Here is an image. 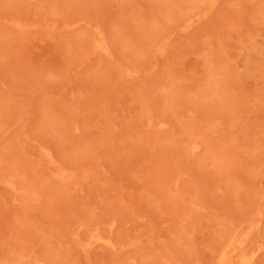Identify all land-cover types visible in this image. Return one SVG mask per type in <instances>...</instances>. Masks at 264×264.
Masks as SVG:
<instances>
[{
	"label": "rangeland",
	"instance_id": "obj_1",
	"mask_svg": "<svg viewBox=\"0 0 264 264\" xmlns=\"http://www.w3.org/2000/svg\"><path fill=\"white\" fill-rule=\"evenodd\" d=\"M263 162L264 0H0V264H253Z\"/></svg>",
	"mask_w": 264,
	"mask_h": 264
},
{
	"label": "bare ground",
	"instance_id": "obj_2",
	"mask_svg": "<svg viewBox=\"0 0 264 264\" xmlns=\"http://www.w3.org/2000/svg\"><path fill=\"white\" fill-rule=\"evenodd\" d=\"M196 1H199V0H196ZM100 47H103V45H101ZM122 64H123V63H122ZM117 70L122 71L124 74H128V73H129V72H128L129 70H128L127 68H125V67L123 68L122 65H120L119 67H117ZM122 72H121V73H122ZM192 102H193V101H192ZM194 102H195V101H194ZM192 104H193V103H192ZM190 110H191V111H194V110H192V109H190ZM196 115H197V114H192L193 117H195ZM179 122H180V121H179ZM182 122H183V121H181V122L179 123V126H180V127H183V130L180 128V130H182V132H180L182 138L180 139V142H178V146H177V149H176L177 152H182V151L185 152V151H186L187 153H186V152H185V153L188 154L189 156H196V155L198 156V155H200L201 151H200V152H195V150L191 149V148L189 147V145H186V146L189 147V148H188L189 151L185 150V149H186V146H184V144H183V141L185 140V138H184V133H185V132H183V131H184V126H183L184 123L182 124ZM180 130H179V131H180ZM182 133H183V135H182ZM182 139H183V140H182ZM181 142H182V143H181ZM179 143H181V144H183V145H180ZM179 145H180V146H179ZM182 149H184V150H182ZM52 163H54V161H52ZM58 165L60 166V164H58ZM56 166H57V164H56ZM261 167L264 168V162H263V166H261ZM261 167H260V168H261ZM261 169H262V168H261ZM261 169H259V172H260ZM68 176H69V174H68V175H67V174L65 175L66 179L68 178ZM256 176L260 178L259 174L256 175ZM256 179L258 180V178H256ZM257 182H258V181H256V183H257ZM259 193H260V192H259ZM192 211H193V210H192ZM188 213L191 214V215L189 214L190 216H192V214H195V213L191 212L190 210H189ZM188 213L186 212V215H188ZM200 213H203V212H199V213H197V214H200ZM189 215H188V216H189ZM195 216H196V215H195ZM212 221H213V224H214V221L218 223V224L216 225L217 229H219V227L222 226V227H220V228H221V231H219L220 229H219V230H217V229H214V230H213V233H214V232L216 233V234H213V237H212L214 241H215L217 238H220V237L222 236V233H220V232H224V233H225V236H226V235H228V234L231 233V230H230V229H231L232 227L235 228L234 226H230V227H231V228H230L228 224H226V223H224V222H222V221L219 222V221L215 220L214 218L212 219ZM221 222H222V223H221ZM223 223H224V224H223ZM215 224H216V223H215ZM215 224H214V225H215ZM219 224H220V225H219ZM221 224H222V225H221ZM225 224H226V226L228 225V226H227L228 229H227L226 226H224ZM218 226H219V227H218ZM222 228H224L225 230L222 229ZM92 230H94V229H92ZM92 230H91V231H92ZM223 230H224V231H223ZM228 232H229V233H228ZM227 233H228V234H227ZM74 234L77 235V236L80 234V232H79V230H78L77 228H75ZM218 234H219V236L217 237ZM220 234H221V235H220ZM215 235H216V236H215ZM230 235H231V234H230ZM236 235H237V236H236ZM236 235H235V238H236V237H239V235H241V234L238 233V231H237ZM225 236H224V237H225ZM249 236H250L249 239H250V238L253 239V238L251 237V235H249ZM214 237H217V238L215 239ZM224 237H222L221 239H222V240L225 239ZM228 237H229V235L226 236V239H228ZM229 238H230V237H229ZM221 239H218V240H221ZM251 239H250V241H251ZM222 240H221V243H222ZM228 240H229V239H228ZM246 240H247V239H246ZM223 241H224V240H223ZM225 241L227 242V240H225ZM225 241H224V244L226 243ZM248 241H249V240H248ZM250 241H249V244L251 243ZM217 242H218V243H217ZM252 242H253V240H252ZM215 244L217 245V244H220V243H219V241L216 240V243H215ZM247 244H248V242H246V244H244V245L247 246V247L245 246L246 249L249 248V247H248L249 244H248V245H247ZM104 246H108V245H104ZM220 246L222 247L223 245H220ZM108 247H109L108 249H110V251H111V250H112V251H115V249H114L112 246H108ZM217 247H218V245H217ZM221 247H220V250H221ZM222 248H223V247H222ZM240 248L243 249V247H240ZM242 249H241V250H242ZM249 249H251V246H250ZM241 250H240V251H241ZM248 251H249V250H248ZM248 251H247V253H248ZM262 251H263V250L260 251V254H262V256H263V255H264V254H263L264 251H263V253H262ZM226 252H227V251H226ZM229 252H230V251H229ZM244 252H245V249H244ZM86 253L89 254V252H85V254H86ZM112 253H113V252H112ZM240 253H241V252H240ZM247 253H246V254H247ZM249 253H251V251H249ZM228 254H229V253H228ZM260 254H259L258 256L255 257V261H256V260H257V261L259 260V262L261 261L260 259H262L263 257H261ZM89 255H90V254H89ZM110 255H111V254H110ZM229 256H230V255H229ZM247 256H248V254H247ZM227 257H228V256H227ZM257 257H258V258H257ZM259 257H261V258H259ZM253 260H254V259H253ZM255 261H253L252 263H253V264H255V263L257 264V262H255ZM235 262H236V261H235ZM261 262H262L261 264H264L263 261H261ZM238 263H239V262H238ZM250 263H251V262H250ZM134 264H137V262L134 263ZM232 264H235V263H232Z\"/></svg>",
	"mask_w": 264,
	"mask_h": 264
}]
</instances>
